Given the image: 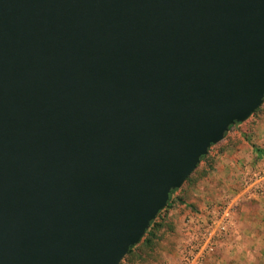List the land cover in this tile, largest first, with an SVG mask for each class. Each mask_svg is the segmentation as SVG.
<instances>
[{
  "label": "water",
  "instance_id": "obj_1",
  "mask_svg": "<svg viewBox=\"0 0 264 264\" xmlns=\"http://www.w3.org/2000/svg\"><path fill=\"white\" fill-rule=\"evenodd\" d=\"M264 104V0H0V264H120Z\"/></svg>",
  "mask_w": 264,
  "mask_h": 264
},
{
  "label": "rangeland",
  "instance_id": "obj_2",
  "mask_svg": "<svg viewBox=\"0 0 264 264\" xmlns=\"http://www.w3.org/2000/svg\"><path fill=\"white\" fill-rule=\"evenodd\" d=\"M253 145L264 150V104L211 147L210 158L198 168L206 170L204 177L175 192L176 201L164 213L165 225L145 253L146 260L126 257L121 264H242L246 247L255 259L259 247L245 245V237L239 236L264 217V198L243 194V175L264 166V157H257ZM180 197L185 202L180 203Z\"/></svg>",
  "mask_w": 264,
  "mask_h": 264
},
{
  "label": "trees",
  "instance_id": "obj_3",
  "mask_svg": "<svg viewBox=\"0 0 264 264\" xmlns=\"http://www.w3.org/2000/svg\"><path fill=\"white\" fill-rule=\"evenodd\" d=\"M262 108H263V105L260 106V107H259V108H258V109H257L252 115L256 114V113H257L258 111H260ZM240 123H241V122H237L236 124H240ZM236 124H235V125H236ZM235 125H232V126L230 127V130H231L232 128H234ZM226 135H227V133H226ZM226 135H225V137H226ZM216 144H217V143H216ZM214 145H215V144L211 145V147L214 146ZM211 147L209 148V151H210ZM253 149H254V151L257 153V157H259V158L264 157V150H263V149H261L260 147H257L256 145H253ZM209 158H210V156H209V152H208L206 155H204V156L201 157V160H200V162H199L197 168H196V169L192 172V174L186 179L185 183H186V182H189L190 184H192V183L194 184V183L198 182L199 179H201L202 177L205 176V174H206V170H204V171H200V170H198V168H199V165H200V163H201L202 161H204V160H207V161H208ZM211 167H212V166H211ZM211 167H210V168H211ZM185 183H184V184H185ZM184 184H183V185H184ZM179 189H180V188H178V189H173V190H172V192H171V194H170L169 202H168V204L166 205V207L158 213L157 217L151 222L150 228L146 231V233L144 234V236L142 237V239L140 240V242H139L138 244H136V245H134V246L131 247V249L129 250L128 254L124 257V259H125L126 257H131V258H133L134 260H138V259L146 260V259L144 258V255H145V253L148 251V249H152L153 246L155 245V243L157 242V240H158L157 231H158L161 227H163V226L165 225V221H166V214H164V213H165L166 211H168L170 207L173 206L174 201H176V200H175V197H174V194H175V192L178 191ZM178 200H179L180 203L185 202L184 199H183L182 197H180ZM124 259H123V260H124ZM123 260H122V261H123ZM122 261H121V262H122ZM120 264H121V263H120Z\"/></svg>",
  "mask_w": 264,
  "mask_h": 264
},
{
  "label": "crops",
  "instance_id": "obj_4",
  "mask_svg": "<svg viewBox=\"0 0 264 264\" xmlns=\"http://www.w3.org/2000/svg\"><path fill=\"white\" fill-rule=\"evenodd\" d=\"M245 223H244V226L247 227V225L249 224L246 221ZM243 232H244V229H243ZM245 232H246L245 234L243 233L242 235H239V236L245 237V241H244L245 245L250 246V247H256L257 249L259 247V251L257 252L254 251L255 252L254 254L257 257L253 259L252 257L248 256L250 254V250L248 249V247H246L247 253H245L246 251H243L244 252L243 256L240 254L241 263L242 264H264V217L263 215L260 220L256 221V224L254 225V227H252L251 225L250 228L245 229Z\"/></svg>",
  "mask_w": 264,
  "mask_h": 264
},
{
  "label": "built area",
  "instance_id": "obj_5",
  "mask_svg": "<svg viewBox=\"0 0 264 264\" xmlns=\"http://www.w3.org/2000/svg\"><path fill=\"white\" fill-rule=\"evenodd\" d=\"M243 183L244 195L249 198H264V166L259 169H248L243 175Z\"/></svg>",
  "mask_w": 264,
  "mask_h": 264
}]
</instances>
